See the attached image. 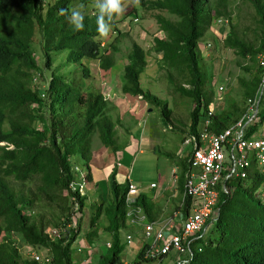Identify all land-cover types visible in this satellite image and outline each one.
Wrapping results in <instances>:
<instances>
[{
  "label": "trees",
  "instance_id": "16d2710c",
  "mask_svg": "<svg viewBox=\"0 0 264 264\" xmlns=\"http://www.w3.org/2000/svg\"><path fill=\"white\" fill-rule=\"evenodd\" d=\"M242 1L252 5L260 22L261 33L255 44L236 35L229 21L226 0H140L139 6L143 9H163L174 16L152 13L162 34L152 37L150 47L159 55L156 60L165 67L173 91L192 101L188 131L198 128L213 100L211 77L200 61L197 41L216 17L224 16L229 23L223 45L248 60L243 69L249 77L240 80L243 100L257 85L256 54L264 51V0ZM73 9L84 15L82 30H75L69 23ZM97 14L96 0H52L45 4L41 0H0V264H37L21 251L20 246L24 244L46 249L54 264H73L70 245L80 229L85 196L68 186L71 180L77 179L78 173L71 157L80 159L87 181L91 179L88 161L92 156L93 134L115 157L122 147L117 141V118L112 117L109 102L101 91L84 85L68 73L54 70L41 86L33 84L38 81V75L32 74L38 68L31 47L35 32L39 34L41 64L45 68L53 61L52 53L60 49L66 50V63H80L83 77L88 76L89 69L82 65V58L97 59L98 67L104 71L111 67L119 35L116 17L111 23L112 39L102 41L97 32ZM145 65L146 52L132 39L122 65L120 90L158 104L157 96L140 85L139 74ZM37 71L40 75L41 70ZM159 111L163 116L168 115L164 104ZM241 112L242 107L238 109L234 103L228 108L213 109L208 128L219 130ZM263 118L264 111L245 134L251 133ZM180 164L177 178L182 193L188 166L186 157ZM107 176L109 197L106 202L90 204L88 228L84 231L86 239L92 238L98 219L103 216V230L109 234V245L94 264H142L150 260L143 254L146 243L130 262L124 263L120 258L124 242L119 231L126 229L127 180L117 182L114 170ZM8 177L19 184L32 180L34 185L26 189L14 187ZM225 183L230 190L219 191L215 213L206 221L209 227L206 234L203 229L195 233L188 242L189 254L180 264H264V173L251 161L245 177H228ZM134 203L141 205L145 214L148 212L143 194H135ZM37 204L54 206L55 211L48 215L43 211L34 212ZM189 204L190 197L184 195L181 200L184 212ZM73 212L77 213L74 227H65L59 237L47 236V227L66 224Z\"/></svg>",
  "mask_w": 264,
  "mask_h": 264
},
{
  "label": "rangeland",
  "instance_id": "374dc122",
  "mask_svg": "<svg viewBox=\"0 0 264 264\" xmlns=\"http://www.w3.org/2000/svg\"><path fill=\"white\" fill-rule=\"evenodd\" d=\"M41 1L45 4L52 0ZM226 8L229 11V21L236 35L249 44L257 43L261 28L252 5L242 0H226ZM153 12H160L167 17L174 18L173 15L163 9L146 10L139 5L129 4L126 10L119 17H116L115 26L119 30V35L115 40L117 51L114 63L104 71L98 67L97 59L82 58V65L89 69L87 77L81 76L80 63L65 62V49L54 51L50 67H43L38 32L34 33L31 41V47L38 64L37 70H41L40 75L37 70L32 73L38 75V81L33 83L35 86H41L45 77L49 75L51 70H54L68 73V76H74L84 85L98 89L106 97L112 117L117 118L115 125L118 135L117 141L122 147L118 151V157H115V154L108 147L99 143L96 135L93 134V158L97 162H102L101 167L108 174L114 170V178L117 182L123 183L127 174L136 186L148 185L150 181L157 182L158 180L163 181V183L170 182L172 178L171 167L178 163L183 153L189 151V145L183 148L181 138L187 130L188 113L192 101L189 97L173 91L171 82L166 77L165 67L156 60L159 55L151 50L152 37L162 34L152 16ZM228 26V20H223L221 24L212 21L209 28L197 41L201 56L200 61L206 67L207 75L211 77L210 85L213 90V98L215 96L213 109L228 108L230 103L236 104L238 109L241 107L243 109L244 106L240 80L249 77V73L243 69V66L248 64V60L241 58L233 49L223 45L222 38L226 35ZM110 28L111 30L106 37L99 36L102 41L112 39L114 31L111 25ZM132 39L136 40L146 52V65L139 74L140 85L143 89H147L157 96L158 104L145 101L139 95H130L120 90L122 65L125 62V53ZM205 41L210 43L207 47L204 45ZM260 53L264 54V51ZM217 84H221L223 87L219 91L216 89ZM163 104L168 110L166 116H163L159 111ZM259 128L258 125L257 129L259 130ZM131 138L135 140V146L134 149L127 148L130 155L124 159L123 152H128L124 150V145ZM119 157L120 160L116 163ZM71 161L73 164L81 166L79 158L73 156ZM8 181L14 187L21 186L23 189L34 185L32 180L19 184L13 178L8 177ZM98 182L96 191H94L93 183L88 182L85 185L87 195L82 206L79 235L77 234L76 240H73L70 246L73 261L76 259L79 237H82L87 229V217L89 206L93 201L92 197H97L96 200L99 199L100 201L102 195L104 202L109 197L107 178L104 177L103 181L99 180ZM33 210L34 212L43 211L48 215L49 212L55 211V207L37 204ZM98 221V224L102 223L103 218L100 217ZM206 228L208 230L209 227L206 226ZM206 228L204 229L205 234ZM124 231L125 229H121L119 232L122 241L124 240ZM35 248L46 251L40 246ZM169 254L174 253L169 252ZM165 262V259H162L161 262L152 259L143 261L142 264H165ZM166 264L169 263L166 262Z\"/></svg>",
  "mask_w": 264,
  "mask_h": 264
},
{
  "label": "built area",
  "instance_id": "2783aa9c",
  "mask_svg": "<svg viewBox=\"0 0 264 264\" xmlns=\"http://www.w3.org/2000/svg\"><path fill=\"white\" fill-rule=\"evenodd\" d=\"M227 20L224 16H218L213 21L223 23ZM102 43V42H101ZM210 43L205 41L207 47ZM256 62L259 67L258 82L252 92L244 99L241 114L235 120L219 130L208 128L210 115L214 107V98L208 104L198 128L182 135L181 142L189 145L187 155V169L183 177L184 195L190 197V204L182 217L178 219L167 218L162 221L147 219L141 205L134 203L137 193L136 185L127 176V187L124 194L126 207L125 224L139 226L144 247V256L158 260L160 256L173 252L172 264H180L186 259L188 242L196 236V232L206 228V221L215 213V204L220 190L228 191L229 186L225 183L228 177L243 178L247 175L251 161L254 162L260 172L264 173V118L249 134L246 130L258 120V114L264 111V54H256ZM35 80V77H33ZM186 85V84H185ZM223 87L217 84L219 91ZM42 91V89H40ZM42 95V92H40ZM260 126L259 130L257 126ZM255 132L256 135H253ZM78 172L77 179L71 180L68 186L84 193L86 183L85 170L77 164L73 165ZM154 185V183H150ZM74 200V197H71ZM75 201V200H74ZM73 201L74 208L76 202ZM76 212H73L71 221L64 225L49 226L45 232L48 237L55 238L61 235L65 227L75 225ZM125 243L131 241V234H124ZM142 243V244H143ZM21 251L32 258L37 264H54L47 251H41L34 246L22 245Z\"/></svg>",
  "mask_w": 264,
  "mask_h": 264
},
{
  "label": "crops",
  "instance_id": "0c3cea01",
  "mask_svg": "<svg viewBox=\"0 0 264 264\" xmlns=\"http://www.w3.org/2000/svg\"><path fill=\"white\" fill-rule=\"evenodd\" d=\"M134 146H135V140L131 138V140H129V142L124 145L125 148L124 150H127V148L134 149ZM186 146L187 145L183 144V148ZM129 155H130L129 151L123 152L124 159H127ZM187 155H188V151L187 153H183L180 156L178 163L174 164L171 167L172 178L170 182L163 183V181L158 180L157 182L150 181L148 185L136 186L137 193L143 194L148 204V212L145 214L147 219L162 221L167 218L178 219L179 217H182L184 215L185 212L181 208V192L178 186L177 176L179 175L181 169L180 163L184 157L187 158ZM119 160L120 157L119 159L116 160V163H118ZM101 163L102 162L99 161L97 162L95 158H93V153H92L91 160L88 161V170L91 179L87 180L86 183L88 182L93 183L94 191H96L98 187V183H99L98 181L99 180L103 181L104 177L107 178L108 175L107 171H103L101 167ZM79 167L85 170L83 164H81V166ZM126 176L129 179L127 174ZM130 181L133 182L132 180ZM152 182L154 183V185L151 186L150 183ZM101 193L102 192L100 191V194ZM83 194L86 198L87 193L85 190V186H84ZM92 198L93 201L91 203H97V201L99 202V199L96 200L97 197H92ZM100 199L103 200L102 195ZM81 215H82V209H81ZM100 217L103 218V216ZM98 222L96 224L97 231L92 238L86 239L84 235L82 237H79V240L77 242L78 244L76 247V254H75L76 259L74 261L72 260L73 264H94L98 260L99 255L105 253L106 248L109 245V234L103 230V225L105 223L104 218L102 223L98 224ZM126 232H129L131 234V241L129 243H125V241L123 240L124 246L120 252V258L124 263H128L132 260L131 258L135 256L137 250L144 241L139 226L126 224V229L124 231V234ZM76 236L74 240H76L77 238ZM162 259L163 260L165 259L167 263L172 264L174 261V255L173 254L164 255L159 259V261L161 262Z\"/></svg>",
  "mask_w": 264,
  "mask_h": 264
},
{
  "label": "clouds",
  "instance_id": "9594fccd",
  "mask_svg": "<svg viewBox=\"0 0 264 264\" xmlns=\"http://www.w3.org/2000/svg\"><path fill=\"white\" fill-rule=\"evenodd\" d=\"M140 0H96V17L97 32L100 37H106L110 32V25L115 17H119L129 4L139 5ZM69 23L75 30L79 31L84 28V15L78 9H73L68 17Z\"/></svg>",
  "mask_w": 264,
  "mask_h": 264
}]
</instances>
